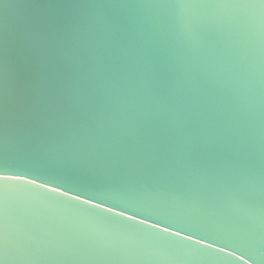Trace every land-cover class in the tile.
I'll list each match as a JSON object with an SVG mask.
<instances>
[{"label":"water","instance_id":"1","mask_svg":"<svg viewBox=\"0 0 264 264\" xmlns=\"http://www.w3.org/2000/svg\"><path fill=\"white\" fill-rule=\"evenodd\" d=\"M0 264H264V0H0Z\"/></svg>","mask_w":264,"mask_h":264},{"label":"snow or ice","instance_id":"2","mask_svg":"<svg viewBox=\"0 0 264 264\" xmlns=\"http://www.w3.org/2000/svg\"><path fill=\"white\" fill-rule=\"evenodd\" d=\"M33 183H35V181H33ZM121 214L123 215V213H121ZM164 231L167 232V231H169V229L165 228ZM177 235H179V233H177ZM189 239H190V237H189ZM201 243H203V241H201Z\"/></svg>","mask_w":264,"mask_h":264}]
</instances>
